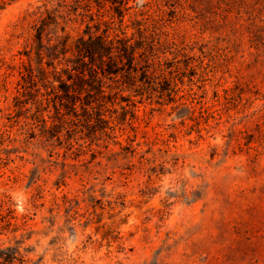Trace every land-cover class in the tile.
<instances>
[{"label":"rangeland","instance_id":"rangeland-1","mask_svg":"<svg viewBox=\"0 0 264 264\" xmlns=\"http://www.w3.org/2000/svg\"><path fill=\"white\" fill-rule=\"evenodd\" d=\"M43 5L57 1L0 0V264H264V22L233 11L212 32L130 0L185 49L158 50L171 82L114 119L118 144L69 147L61 131L51 150L14 112L6 68L27 60L26 16ZM82 28L65 26L66 57Z\"/></svg>","mask_w":264,"mask_h":264},{"label":"trees","instance_id":"trees-1","mask_svg":"<svg viewBox=\"0 0 264 264\" xmlns=\"http://www.w3.org/2000/svg\"><path fill=\"white\" fill-rule=\"evenodd\" d=\"M56 1L55 9L48 10L43 5V10L38 7L26 16L32 18L23 49L27 60L6 65L19 78L14 112L24 118L26 126L30 122L43 124L40 134L49 132L45 144L51 150L61 131L68 133L69 147L78 141L77 136L91 142L103 138L105 143L116 145L115 127L111 126L114 119L119 114L123 116L121 123L128 114L134 119L137 105L150 103L157 86L163 81L171 82V71L158 50L185 49L163 38L153 15L128 6L130 0ZM161 2L172 14L193 13L212 32L227 25L233 11L247 13L249 21L257 16L259 22H264V0H251V4L247 0ZM218 17L221 22L213 25V19ZM71 23L83 28L68 58L69 36L64 33L65 26ZM50 30L64 35L52 40Z\"/></svg>","mask_w":264,"mask_h":264}]
</instances>
